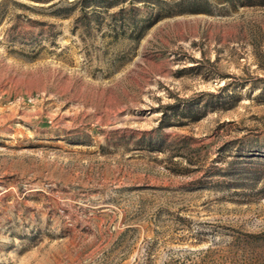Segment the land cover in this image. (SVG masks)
I'll list each match as a JSON object with an SVG mask.
<instances>
[{
    "label": "rangeland",
    "instance_id": "obj_1",
    "mask_svg": "<svg viewBox=\"0 0 264 264\" xmlns=\"http://www.w3.org/2000/svg\"><path fill=\"white\" fill-rule=\"evenodd\" d=\"M0 264H264V0H0Z\"/></svg>",
    "mask_w": 264,
    "mask_h": 264
},
{
    "label": "trees",
    "instance_id": "obj_2",
    "mask_svg": "<svg viewBox=\"0 0 264 264\" xmlns=\"http://www.w3.org/2000/svg\"><path fill=\"white\" fill-rule=\"evenodd\" d=\"M167 12H170V11H167ZM157 16L159 17L160 15H157ZM149 25H150V23H147V24H145V25H143V26L141 27V32L139 33L138 37H140V36L142 35L144 29H145L146 27H148Z\"/></svg>",
    "mask_w": 264,
    "mask_h": 264
}]
</instances>
